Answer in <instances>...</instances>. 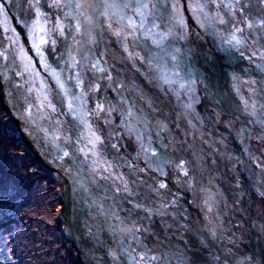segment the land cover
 Here are the masks:
<instances>
[{
    "label": "water",
    "instance_id": "obj_1",
    "mask_svg": "<svg viewBox=\"0 0 264 264\" xmlns=\"http://www.w3.org/2000/svg\"><path fill=\"white\" fill-rule=\"evenodd\" d=\"M31 1L34 9L27 0H0V102L30 154L63 181L62 235L80 263L122 264V255L130 254L140 264L144 247L154 264H264V217L251 196L252 191L263 196L264 184L261 169L253 166L258 157L250 146L254 128L264 136V83L261 86L260 77L251 74L248 62L245 70L241 63L234 64L249 58L244 46L239 50L244 48L245 55L229 54L232 44L218 42L226 31L222 20L209 23L212 33L208 38L193 27L184 28L183 21L171 26L177 46L190 49L192 59L201 55L205 63L214 61L219 68L223 84L209 85L206 73L194 67L190 96L173 87L177 78L172 73L179 75L178 67L169 69V63L165 64L166 51L160 50L148 22L136 27L148 58L135 62L134 42H129L131 51L122 55L120 49L125 45L115 38L110 45L112 40L101 22L106 18L109 23L111 13L123 14V10L108 0H98L103 9L98 22L87 0H64L63 12L72 29L67 30L72 37L73 62L85 76V85L77 91L64 85L56 71L58 59L48 57L23 22L26 14L40 24L37 31L45 24L42 1ZM176 2L146 1L149 8L145 10L161 9L158 13L172 15L175 9H183L186 0ZM136 3L139 10L145 4L142 0ZM218 9L225 10L222 5ZM179 15L184 20L190 12L179 10ZM108 26L112 29L113 21ZM176 58L174 64L181 63L182 56ZM110 67L120 76L123 89L109 74ZM157 72L166 76L157 80L147 76ZM86 73L91 81L86 80ZM105 82L111 83L110 88ZM123 94L124 100L116 96ZM205 99L212 108L205 106ZM189 100L192 113L183 108ZM194 108L200 110L199 116ZM219 112L241 119L239 134L223 124ZM157 131L173 144L179 161L178 194L173 184L158 175L154 149H148ZM133 132L140 139L138 143L132 138L135 152L128 148L127 136ZM223 133L229 139L227 146L220 140Z\"/></svg>",
    "mask_w": 264,
    "mask_h": 264
},
{
    "label": "bare ground",
    "instance_id": "obj_2",
    "mask_svg": "<svg viewBox=\"0 0 264 264\" xmlns=\"http://www.w3.org/2000/svg\"><path fill=\"white\" fill-rule=\"evenodd\" d=\"M41 2V7H42V12H44V17H43V22H45L42 27L39 28V31L36 30L37 26L40 24H35L32 19H29V17H26V14H24L23 17V22L26 24L28 27V30L31 35L35 36L40 40V44L44 48L46 54L50 58H55L56 60L58 59V64L60 67H57L58 73L60 74V77L63 82L65 83L64 85L71 88L72 90H79V86H84L85 82L83 79H85V76L82 77L80 73L77 70V66L75 67L74 62H73V52L71 48V40L72 37L70 36V31L67 29L72 30L69 28V16L63 12L65 11V2L64 0H40ZM106 1V0H105ZM104 1V2H105ZM112 6H117L118 9L123 10L124 13H111L109 16L113 21L114 27L108 26L111 24V21L107 23L106 18L105 21H101L102 25H104L106 33L109 35V39L112 40V38H115V40L120 42V44H124L125 47H121L120 52L121 54H126L131 51V47H129V42L133 41L134 42V47H133V53L135 54V62H138L137 60L139 59V63L142 60H145L148 58V54L145 51L144 46H142L141 41H138L137 38V33L138 25L140 26V21L144 17L143 21L148 22L149 25H151L153 31L155 32V39L156 42L159 44L160 50L166 51L164 54L166 58L165 64L169 63V69H173L172 67H175L177 65L178 67V73H172V77L177 78L173 87H179L181 88L182 91H185L191 96L192 95V89H194V84L192 83L193 81L189 78L190 77V72L195 71L194 67L197 68L198 71L200 69L206 73L205 81L208 82L209 85H216L219 83L220 85L223 84L220 80V75H219V68L216 64H214V61L212 63H205L201 59V55H199L198 58L192 59V55L190 52V49L183 47L182 45H178L175 43L173 40L172 36L173 34V28L174 25H177L179 21H183V27L188 28V27H193L194 30L197 31H202L204 32L205 36L208 38V34L212 33V26H210L211 22L216 19V20H222L223 21V28L226 29L224 32V38L219 39L218 42L221 43H228L232 44V48H230L227 53H239L245 55L246 53H249V58L246 59V61L241 60L240 62H235L234 64H239L241 63L242 67L244 70L246 69V62L250 65L251 69V74H254V76H259V83L263 81L264 83V73H262V70L264 72V0H186V2L183 4V9H175L174 14L172 15H167V14H161L158 13L159 10L161 9H155V10H150L147 11L143 7L140 10L141 14H137V9L136 7L138 6V3H136V0H108ZM141 0H138L140 2ZM144 3L150 2V0H142ZM88 3L92 5L93 8V14L96 18V21L99 22L98 19H102L103 12H100L101 10L103 11L101 3L98 2V0H87ZM177 2H182V0H177ZM176 2V3H177ZM108 3V2H106ZM224 3V4H223ZM48 4V7H47ZM115 4V5H113ZM148 4V3H147ZM142 5V4H141ZM224 6L225 10H219L218 6ZM178 7V6H176ZM117 10V9H116ZM183 11L184 13L190 12V15L187 16L188 18L184 17L183 19H180L179 17H182L181 15L178 16V12ZM96 13V15H95ZM100 13V14H99ZM70 14V13H68ZM176 14V15H175ZM105 17H107V13L104 14ZM162 15V17L160 16ZM221 15H223L221 17ZM71 16V14H70ZM129 18L134 22L135 29L132 30L128 27L129 23ZM47 21V22H46ZM72 21V20H70ZM29 22V24H28ZM215 22V21H214ZM210 23V24H209ZM48 26V27H47ZM182 27V28H183ZM78 28L76 27V30ZM239 29L240 31H237ZM52 33H49V31ZM118 31L120 33V36L116 35L115 31ZM35 31V32H34ZM41 32V33H40ZM236 32V34H234ZM230 34L229 36H225ZM172 34V36H171ZM235 35L237 39L240 41L239 44H234L230 43L232 40V36ZM127 36L128 38L125 40L124 37ZM139 37V36H138ZM76 38V37H74ZM114 40V39H113ZM110 41V45L113 44L114 41ZM54 42V43H53ZM54 44L56 47V50L52 48V45ZM245 47V52L244 48L243 50H239L241 47ZM251 47V51L247 50ZM127 49V50H126ZM136 49V50H135ZM225 49V48H223ZM237 50V51H236ZM119 52V53H120ZM241 52V53H240ZM177 54H180L182 58H179V61L181 63H176L177 62ZM233 56V55H232ZM140 57V58H139ZM236 58V57H235ZM127 62V57L126 61ZM143 62V61H142ZM183 62V63H182ZM230 65H232L233 68H235V65L233 62H229ZM128 64V62L126 63ZM229 66L228 64H226ZM172 66V67H170ZM197 66H202L204 68H199ZM145 66H143L144 68ZM231 67V66H230ZM238 68V66H236ZM82 69V68H81ZM111 72L109 73L111 76L115 77V81L120 85V87H123V82L120 81V76L118 73H114V69L110 67ZM159 73V72H158ZM213 75V77H212ZM150 79L152 80H157V77H162L166 76L165 73L161 72L157 75V73H149L147 75ZM182 77L181 79L178 77ZM169 77H171V74H169ZM252 78V76H249ZM90 75L86 73V80L91 81ZM82 81V83L78 82ZM198 81H201L198 79ZM106 83V82H105ZM109 83V82H107ZM104 85L106 88H110V84ZM173 83V81H172ZM263 83H261V86H263ZM193 84V85H191ZM88 87H91L89 83H87ZM109 85V86H108ZM260 86V84H258ZM264 87V86H263ZM123 89V88H122ZM120 90L119 92H122L123 90ZM70 90V89H69ZM117 98H120V100H124V94L121 96L116 95ZM112 98V95H111ZM128 101L133 100V97H127ZM138 104V102H136ZM190 100L188 101V104L186 106H183V108L187 109L190 113H192L193 109L190 107ZM124 109L126 110L125 105L123 104ZM196 107V106H195ZM195 114L196 116L200 115V110L195 109ZM188 113L187 116H190L191 114ZM195 119V115L194 118ZM200 119V118H199ZM236 119V118H235ZM189 123V121H187ZM203 123V121L200 120V124ZM190 124V123H189ZM195 124V123H194ZM188 129V127H187ZM148 130L146 129V133L148 134ZM157 130V129H156ZM156 132V131H155ZM157 137L161 138H155L153 141H156L157 146L160 147V152L159 148L155 146V144L152 143L148 147V149H155L153 151L154 154H156L154 157L155 162L157 166L160 168L158 170V175L162 177L164 180L166 178L170 179V184H173L174 188H176L175 193L178 194L179 191H177L178 188V178H179V173H182V170L178 168L179 166V161L176 158L174 147L172 148L171 146L173 145L170 143L166 137H163L162 134L157 131ZM129 139V145L128 148L132 151H134L133 147H135V143L132 144L133 139L138 140V143H140L139 137L137 138L136 134L129 133V136H127ZM133 138V139H132ZM220 140L227 146L228 143L227 141L229 140L227 135L225 133L220 134ZM172 144V145H171ZM158 148V149H156ZM135 152V151H134ZM256 155V153H255ZM254 160V157H252V161ZM256 163V170L260 174H262V177L264 176V165L259 162V158L255 159ZM164 167H163V164ZM161 166V167H160ZM179 172V173H178ZM158 176V177H159ZM258 223V220L254 221ZM262 230H264V225L262 227ZM264 234V233H263ZM123 249H126V242H122ZM127 254H123L122 258H127ZM135 260V259H134ZM140 264H146L143 261L140 262Z\"/></svg>",
    "mask_w": 264,
    "mask_h": 264
},
{
    "label": "rangeland",
    "instance_id": "obj_3",
    "mask_svg": "<svg viewBox=\"0 0 264 264\" xmlns=\"http://www.w3.org/2000/svg\"><path fill=\"white\" fill-rule=\"evenodd\" d=\"M27 1L29 2L30 8L34 9L32 1ZM244 94L248 96V93L245 91ZM234 117L236 118V120H238V122L241 120L236 117V115H234ZM219 119L223 122V124L229 126L230 130L235 135L239 134L238 125L233 123V118L224 115V117H220ZM147 125H151V123L148 121ZM152 155L155 156L153 152ZM52 178L56 181L57 184L58 181H61L59 185L60 188L56 187L53 190V192L56 193L57 196H54L53 198H58V201L55 200L54 202H58V204H55V206H53L54 202L51 203L52 196L50 197V195L45 192L44 183L40 185L37 184V188L34 187V191H32L28 196V199L24 200L23 202V214H27V220L24 219V221L21 223L22 228L14 230L12 236H5L4 239L0 237V264H68L64 255V251L67 250L68 245L64 244L66 249L60 246V244L63 242V239H65L62 235L64 221L61 219L63 221V225L59 227V230H57L55 226L57 217L60 214L62 216L63 206L60 198V189L63 181L60 177V180L55 178V176H52ZM165 181L170 183L169 178H166ZM252 198L259 208L263 206L262 201H260L258 204L259 199H255L253 196ZM59 204L61 205V207L59 206ZM60 208L61 211L59 212ZM65 241L68 242V244L70 243L66 239ZM112 243L114 245V248L117 250L116 241L113 240ZM70 245L72 244L70 243ZM142 248L143 249L139 255H142L144 257L143 262L146 264H154L151 258L146 256V249H144V247ZM133 250L136 251L135 246ZM127 256L128 257L125 259L122 258V264H138V258L136 262L132 255L129 254Z\"/></svg>",
    "mask_w": 264,
    "mask_h": 264
},
{
    "label": "trees",
    "instance_id": "obj_4",
    "mask_svg": "<svg viewBox=\"0 0 264 264\" xmlns=\"http://www.w3.org/2000/svg\"><path fill=\"white\" fill-rule=\"evenodd\" d=\"M54 173L46 171L39 161L30 154L26 148L18 130L13 124L12 116L7 113L0 102V237L12 236L16 229L22 228L21 223L27 220V214H23V202L28 199V196L37 184H45V192L52 196V202L57 200L53 198L56 193L54 188H60L52 178ZM58 194V191H57ZM57 197V196H56ZM58 201V200H57ZM58 202H54V205ZM22 205V206H21ZM61 207V205L59 204ZM52 207V206H51ZM53 208V207H52ZM61 208L59 209V212ZM58 212V214H59ZM61 214L57 217L55 226L63 225ZM28 239V237H27ZM63 239V238H62ZM64 242V243H63ZM60 244L62 248L68 245L64 255L68 264H81L76 251L70 243L63 239Z\"/></svg>",
    "mask_w": 264,
    "mask_h": 264
},
{
    "label": "flooded vegetation",
    "instance_id": "obj_5",
    "mask_svg": "<svg viewBox=\"0 0 264 264\" xmlns=\"http://www.w3.org/2000/svg\"><path fill=\"white\" fill-rule=\"evenodd\" d=\"M159 73L157 72V75ZM204 104L205 106H207L209 109L212 108L210 103L205 99L204 100ZM219 117H224V115L219 112ZM236 115V114H234ZM236 117H238L236 115ZM239 118V117H238ZM240 119V118H239ZM233 123H235L236 125H238V130L240 131V122L241 120L238 122V120L236 119H232ZM158 138L157 135L152 136L150 139L152 140L151 142L153 143V139ZM261 139V140H258ZM262 141V142H261ZM156 142V141H155ZM250 146H252L251 148L253 149L254 153H256L257 157L259 158V162L258 163H262L264 165V136H260L258 135V133L256 132V128L253 129V131L251 132V137H250ZM254 168L256 169V165H253ZM263 184H264V176H263ZM263 196H260L257 192L252 191V196L255 199H259L258 204L260 201L263 202V206L260 207V211L262 213V215L264 216V186H263Z\"/></svg>",
    "mask_w": 264,
    "mask_h": 264
},
{
    "label": "snow or ice",
    "instance_id": "obj_6",
    "mask_svg": "<svg viewBox=\"0 0 264 264\" xmlns=\"http://www.w3.org/2000/svg\"><path fill=\"white\" fill-rule=\"evenodd\" d=\"M75 6H76L77 8L80 7L79 4H77V5H75ZM142 7H143L144 9H148V8H149V5H148L147 3H145V4L142 5ZM137 14H141L139 8L137 9ZM221 22L223 23V21H221ZM140 26H141V27L143 26V18H142L141 21H140ZM128 27H129L130 29H132L133 31L136 30V29H135L134 22L131 20V18H129ZM77 30H79V29H77ZM237 31H240V30L237 29ZM116 35H117V36H120V33L117 32ZM127 38H128L127 36L124 37L125 40H126ZM53 43H54V42H53ZM230 43L239 44L240 41L237 39V37H236L235 35H233V36H232V40L230 41ZM126 50H127V49H126ZM98 64H99V62L97 61L95 64H93V67H94V68H97V67H98ZM98 70L101 71V72L104 71L103 68H98ZM108 78L111 79V77H108ZM78 82L82 83V81H78ZM61 88H63V85H62V84H61ZM101 110H102V109H101ZM64 156H68V152H64ZM164 187H165V185H164L163 183H161V184H160V188H164Z\"/></svg>",
    "mask_w": 264,
    "mask_h": 264
}]
</instances>
